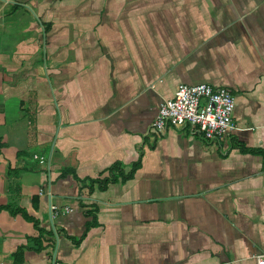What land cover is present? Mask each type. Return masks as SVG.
I'll list each match as a JSON object with an SVG mask.
<instances>
[{"label":"crops","instance_id":"crops-1","mask_svg":"<svg viewBox=\"0 0 264 264\" xmlns=\"http://www.w3.org/2000/svg\"><path fill=\"white\" fill-rule=\"evenodd\" d=\"M181 82L228 88L236 128L151 135ZM258 255L264 0H0V264Z\"/></svg>","mask_w":264,"mask_h":264},{"label":"built area","instance_id":"built-area-1","mask_svg":"<svg viewBox=\"0 0 264 264\" xmlns=\"http://www.w3.org/2000/svg\"><path fill=\"white\" fill-rule=\"evenodd\" d=\"M234 106L235 96L226 87H214L206 82H181L173 96L159 104L151 124V135L163 133L172 125L209 141L219 140L236 128ZM34 156L41 161L44 159L38 154ZM52 210L58 213L55 206ZM256 259L257 264H264V255H258Z\"/></svg>","mask_w":264,"mask_h":264},{"label":"trees","instance_id":"trees-1","mask_svg":"<svg viewBox=\"0 0 264 264\" xmlns=\"http://www.w3.org/2000/svg\"><path fill=\"white\" fill-rule=\"evenodd\" d=\"M21 154V152L19 153ZM134 171V167H132L131 171L128 172V174H126V176H130L131 173H133ZM9 210L13 213V214H16V213H20L21 215H23L25 218H31L30 215H28V213L21 207H16V208H11V207H8ZM40 233H41V229H40ZM34 241L39 243V239L37 237L34 238ZM16 264H19L20 261H21V256H16Z\"/></svg>","mask_w":264,"mask_h":264},{"label":"water","instance_id":"water-1","mask_svg":"<svg viewBox=\"0 0 264 264\" xmlns=\"http://www.w3.org/2000/svg\"><path fill=\"white\" fill-rule=\"evenodd\" d=\"M51 209V208H50Z\"/></svg>","mask_w":264,"mask_h":264}]
</instances>
